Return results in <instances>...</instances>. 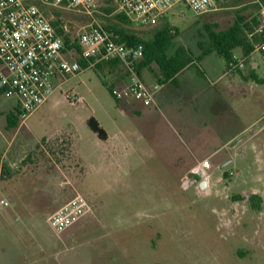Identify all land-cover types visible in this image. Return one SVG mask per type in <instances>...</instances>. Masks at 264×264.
Masks as SVG:
<instances>
[{
  "label": "rangeland",
  "instance_id": "374dc122",
  "mask_svg": "<svg viewBox=\"0 0 264 264\" xmlns=\"http://www.w3.org/2000/svg\"><path fill=\"white\" fill-rule=\"evenodd\" d=\"M118 1L95 0V18L101 26L102 8L117 7ZM214 2L215 8L201 15L181 2L168 9L171 49L184 43L198 54V40L207 41L205 24L225 28L237 11L259 20L264 5L263 0ZM44 8L48 10L45 16L49 20L58 17L69 39L78 43V35L90 19L77 20L71 11L56 6ZM101 79L92 67L69 77L46 103L25 119L21 116L19 123L24 120L18 128H7L5 120V113L14 110L18 99L0 97V155L6 153L4 162L18 164L8 166V173L62 172L76 189L68 198L80 193L91 206L89 213L58 234L48 226L44 211H34L33 216L11 213L3 231L10 239L14 226L18 228L21 250L22 239H26L33 253L26 264H264V168L250 144L245 156L228 150L233 162L216 166L205 190L183 185L170 149L162 143L152 146L162 160L147 157L145 162L124 164L117 173H104L94 158L102 141L96 142L97 135L86 122L93 115L108 128L110 116L117 110ZM71 91L83 101L72 104L63 97ZM258 109L259 116L263 108ZM263 123L259 118L250 131ZM19 154L24 156L23 162L31 160L27 166L19 167ZM253 190L261 196V209L250 206ZM20 220L30 222L23 227Z\"/></svg>",
  "mask_w": 264,
  "mask_h": 264
},
{
  "label": "crops",
  "instance_id": "0c3cea01",
  "mask_svg": "<svg viewBox=\"0 0 264 264\" xmlns=\"http://www.w3.org/2000/svg\"><path fill=\"white\" fill-rule=\"evenodd\" d=\"M71 15L77 20L81 17L88 18L77 12H72ZM171 23L172 19L166 12L156 25L143 27L144 35L151 37L152 30L163 27L170 29ZM62 28L64 30L65 26ZM257 28L255 32H258ZM64 32L66 33L65 30ZM73 43L69 39L68 45L64 44L67 59L77 58L80 54V47L77 52ZM179 45L190 49L181 43L173 49L169 47L168 53H173ZM254 45L247 54L240 48L233 51L236 57L244 58V66L238 70L229 69L226 62L213 53L194 60L174 78L165 81L158 80L153 74L154 71L158 72L155 63L143 67L140 70L142 80L150 87L158 85L153 93V102L146 106L132 97L115 99L117 110L110 116L108 128L95 118L106 132L105 139L97 137L96 142L100 144L99 141H102V148L98 147L94 155L102 172L117 173L123 170L124 164L139 160L145 162L147 157L156 161L162 160L152 149L156 143L169 147L170 158L177 165V178L183 183L187 180L188 184L196 185L197 188L198 181L194 182L192 177L195 164L208 158L213 174L216 166H226L233 162L228 150H235L239 156H245L247 144L256 153L262 165L260 168L263 169L264 123L250 131L256 120L264 119V51L255 49ZM95 70L101 76L103 84L107 88L112 87L113 92L123 89L127 84L126 72L120 64L110 61ZM261 107L263 110L258 116V108ZM72 132L75 138L74 130ZM11 138L9 143L13 141L14 135ZM147 146L149 149H146ZM5 154L0 155V167L2 164L10 167L17 164L4 162ZM23 159L24 156L19 154V167H23L24 163L27 166V162L31 161L29 159L23 162ZM0 183V194L9 201L7 207L0 208V264H26L33 253L30 254V246L25 243V238L22 239L25 245L21 250L18 245L21 235L16 233L17 227L14 226L15 232H12L10 239L6 237L3 228L9 225V218L15 213L21 215L27 212V215L33 216L34 211H44L42 216L46 220L49 212L52 213V210L70 199L69 193L76 192L75 185L62 172L38 173L20 170L0 178ZM209 186L210 182L207 189ZM253 194H258V191L253 190ZM20 222L25 227L30 221Z\"/></svg>",
  "mask_w": 264,
  "mask_h": 264
},
{
  "label": "built area",
  "instance_id": "2783aa9c",
  "mask_svg": "<svg viewBox=\"0 0 264 264\" xmlns=\"http://www.w3.org/2000/svg\"><path fill=\"white\" fill-rule=\"evenodd\" d=\"M180 2L197 15L215 7L214 0H119L116 10L137 26H154L168 9ZM50 5L84 14L90 19L78 35L80 55L86 60V67L77 58H66L63 39L43 11V7ZM96 12L95 0H0V87L3 95L18 99L24 119L43 105L69 77L110 59L120 60L127 75L126 86L114 91L115 98L125 95L146 106L153 102L158 85L147 86L135 66L142 44L127 46L113 41L97 22ZM263 30L264 5H261L257 31ZM254 48L264 50V41ZM228 65L232 70L241 69L244 58L234 55ZM63 97L72 104L83 101L75 91L65 92ZM211 168V161L204 158L195 164L192 173L198 176L197 181L206 178L209 182ZM8 205L9 201L0 194V208ZM90 211L87 198L76 193L48 215L46 221L58 234Z\"/></svg>",
  "mask_w": 264,
  "mask_h": 264
},
{
  "label": "trees",
  "instance_id": "16d2710c",
  "mask_svg": "<svg viewBox=\"0 0 264 264\" xmlns=\"http://www.w3.org/2000/svg\"><path fill=\"white\" fill-rule=\"evenodd\" d=\"M43 11L44 13L48 12V10L44 7ZM99 16L100 21H102L103 28L110 35V38L113 41L123 43L127 46L142 44L143 49L141 56L135 62L138 73L140 74V70L143 67H149L151 63H155L158 66V72L154 71L153 74L158 80L162 81L174 78L179 71L191 62L199 60L209 53H213L221 57L226 62L227 67H229L228 63L233 59V51L236 48L242 49L243 53L247 54L253 49L254 43L264 41V30L261 32H255V29L259 25L257 17L254 15L247 16L237 11L232 23L225 28L217 29V25L214 23H207L204 25L207 41L198 40V54H194L191 49L182 45H179L173 53L169 54L168 49L171 46L173 34L168 27H163L159 30H152L151 37H147L144 35V26H135L124 13L117 11L116 7H103ZM50 22L56 28L57 33L62 37L64 44L68 45V33L64 32L59 18L56 17L51 19ZM73 47L77 50V52H79L78 43L74 42ZM77 59L83 67H86V60L80 54L77 56ZM110 61L122 65L120 60L110 59L98 62L92 68L98 69L102 67L103 63ZM108 91L112 97L116 99L113 88L109 87ZM1 96H3L2 87H0V97ZM20 117L21 110L19 104L17 103L14 110H10L5 113L6 127L16 128L19 125ZM86 122L97 137L100 139L106 138V132L93 115H90ZM24 160L25 159L22 161ZM8 172V165L2 164L0 169L1 177L6 176ZM223 175L224 177H227L228 173L224 172ZM249 201L250 206L253 209H261V196L258 194H251L249 196Z\"/></svg>",
  "mask_w": 264,
  "mask_h": 264
},
{
  "label": "water",
  "instance_id": "95a60500",
  "mask_svg": "<svg viewBox=\"0 0 264 264\" xmlns=\"http://www.w3.org/2000/svg\"><path fill=\"white\" fill-rule=\"evenodd\" d=\"M194 182H197L196 179H194ZM207 184H208V180L206 178H203V179H200L198 180V187L201 189V190H205L207 189ZM184 186L187 185V180L184 181Z\"/></svg>",
  "mask_w": 264,
  "mask_h": 264
}]
</instances>
